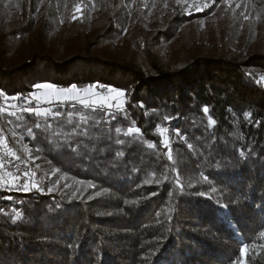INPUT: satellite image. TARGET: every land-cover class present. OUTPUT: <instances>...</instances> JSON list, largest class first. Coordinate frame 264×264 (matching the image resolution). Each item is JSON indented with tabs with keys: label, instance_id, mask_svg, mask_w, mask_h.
<instances>
[{
	"label": "trees",
	"instance_id": "trees-1",
	"mask_svg": "<svg viewBox=\"0 0 264 264\" xmlns=\"http://www.w3.org/2000/svg\"><path fill=\"white\" fill-rule=\"evenodd\" d=\"M206 1L0 0V131L71 181L0 188V264H264V0ZM37 84L126 98L37 116Z\"/></svg>",
	"mask_w": 264,
	"mask_h": 264
},
{
	"label": "rangeland",
	"instance_id": "rangeland-1",
	"mask_svg": "<svg viewBox=\"0 0 264 264\" xmlns=\"http://www.w3.org/2000/svg\"><path fill=\"white\" fill-rule=\"evenodd\" d=\"M205 3H208V1H206ZM191 8H193V7H191ZM221 25L222 24L220 23V28H219V24H218L217 20L215 19V17L213 16L207 22H205L202 27H200L195 38H198L197 40H201L203 38H209L210 33L212 32V30H211L213 28L212 26H215V28L218 32L220 30V36H221ZM246 27H250V24H247L245 26V24L243 22H241V23L237 24L236 28L233 27V28H231V30H229V33L231 34V36H233V41L236 42L237 44H240L247 37L248 42H249L248 45H252V47L257 46L258 42H259V39H258L259 27L255 26V24L253 22V25L251 27V31L249 33H246L247 32ZM261 30H263L262 27H261ZM186 35L187 36L189 35L190 37L192 36L191 32H189V33L187 32ZM36 36H37V33L33 32L29 36V40H34L36 38ZM123 46L124 45H121V47H123ZM176 51H177V49H175V48H170V49L166 48V49H163L161 55L163 57L167 56L168 59H172L176 55ZM46 89L54 90V88H51V87L46 88ZM60 90H66V89H60ZM53 92H55V91H53ZM54 94H56V93H52V98L55 97ZM65 95H67V93L66 94L61 93L58 97H60V96L64 97ZM71 95L81 97V98H89L94 102L114 104V105H116V107L121 106L123 104L125 98H126V93L124 91H121V90H111L110 89V90H106V91H98L95 88H86V89H83L81 91L75 90L74 92L71 93ZM2 106H3V104L1 105V107ZM112 108H114V107H112ZM40 112L44 113L46 111L41 109ZM0 124H1V115H0ZM1 126H2V124H1ZM2 131H3V134H4L3 136L6 140L8 148L12 151L13 154H15L16 156H20L24 160V162L26 164L28 176L31 174L32 178L34 179L35 176L40 175L42 180L46 179V181L48 182L49 188H53V190H57L59 188H67L70 185V182H71L70 180L66 179L64 176H61V174L57 175V173L54 169L46 167V165H47L46 163L45 164H39V162H37V158H32L31 153H30L31 151H30V149H28L27 145L25 143H23L22 141L16 139L15 136L10 132L8 127L2 128ZM36 173L38 175H36ZM0 176L5 177V181L8 183L12 182L11 178L9 176H6L5 173L1 170H0ZM29 181H31L30 177H29ZM33 184H35V183L34 182L29 183V188H31V187L34 188ZM72 184L75 187V189H79L81 187L80 182L73 181ZM0 188H8V187H5L2 184H0ZM8 189L13 190V191L17 190L16 188H8ZM10 190H8V191H10Z\"/></svg>",
	"mask_w": 264,
	"mask_h": 264
},
{
	"label": "snow or ice",
	"instance_id": "snow-or-ice-1",
	"mask_svg": "<svg viewBox=\"0 0 264 264\" xmlns=\"http://www.w3.org/2000/svg\"><path fill=\"white\" fill-rule=\"evenodd\" d=\"M216 3V0H212V3H206L204 5V7H211L213 4ZM202 8H197V11H202ZM35 89H41V88H50L52 87L51 85H47V84H37L33 86ZM91 87V86H89ZM76 90V86L73 85L71 86V88L66 89V90H61L62 93H67V95L64 96L63 99L61 100H56V101H46V103H57V104H66V103H76L79 102V104L82 107H87V108H91L93 111L98 110V109H105V108H112V107H116V105L114 104H107V103H100V102H94L89 98H81V97H77V96H72L71 93L74 92ZM32 98H35L36 100H39V97H36L35 92L30 93L28 97H22V96H14L11 97L12 100H24L26 102V105L23 107L21 110L23 112H28V113H33L35 112V114L37 116H41V115H47V112L41 113L39 111V105L36 106V108L31 107L30 105L32 104ZM15 107H20L19 104L14 105ZM203 112L205 114L209 113V109L207 108V106H205L203 109ZM3 112H8L11 114V108L9 107V105L7 103H5L4 107H0V113ZM246 116L248 115L247 113L245 114ZM170 121V118H169ZM214 120H212L211 118L209 119V124H214ZM37 127H40V125H37ZM29 131H31V129H29ZM117 132L120 131V129H116ZM159 131V128H158ZM166 131V129H165ZM140 129L137 128H132L129 127L127 130L126 135H133L135 133H139ZM177 133H179V130H177ZM161 143L164 145V147H169L168 143H164V141L162 140ZM189 147H191V145H189ZM20 157L18 156H11L8 158V164L11 165L12 168H16V172L12 173L11 169H9V171L5 174L6 176L11 177V183H8L5 181V177L0 176V184H2L5 187L8 188H16L17 190H23V191H28L29 190V179L27 176V172H25L23 174V179H22V174L20 172ZM7 165H5L4 163V157L0 156V169H4ZM33 187H36L37 189H39L38 185H33ZM51 190V189H49ZM226 207V206H225ZM262 235H264V233H262ZM241 252V256L243 257L245 255V248H241L240 250Z\"/></svg>",
	"mask_w": 264,
	"mask_h": 264
},
{
	"label": "built area",
	"instance_id": "built-area-1",
	"mask_svg": "<svg viewBox=\"0 0 264 264\" xmlns=\"http://www.w3.org/2000/svg\"><path fill=\"white\" fill-rule=\"evenodd\" d=\"M13 155H15V154H13L12 151L8 148L6 140H5L2 132L0 131V156L4 157V163H5V165H7L4 169H0V170L3 171L5 174L9 171V169H11L12 173L16 172V168H12L11 165L8 164V158L13 156ZM19 164H20V172L22 174V179H23V174L25 172H27L26 164H25L24 160H22V159H20Z\"/></svg>",
	"mask_w": 264,
	"mask_h": 264
},
{
	"label": "crops",
	"instance_id": "crops-1",
	"mask_svg": "<svg viewBox=\"0 0 264 264\" xmlns=\"http://www.w3.org/2000/svg\"><path fill=\"white\" fill-rule=\"evenodd\" d=\"M55 91V92H53ZM50 92V93H49ZM49 93V94H48ZM52 93H56L54 94L55 97L52 98ZM61 90L60 89H54V90H50V89H46V88H42L40 89L37 93H36V97H39L40 99L37 100L39 103L41 104H48L46 103V101H56V100H61L64 97H58L61 94ZM64 94V93H62ZM66 94V93H65ZM58 97V98H57Z\"/></svg>",
	"mask_w": 264,
	"mask_h": 264
}]
</instances>
